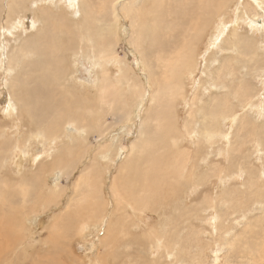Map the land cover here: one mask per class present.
I'll use <instances>...</instances> for the list:
<instances>
[{
	"label": "rangeland",
	"instance_id": "rangeland-1",
	"mask_svg": "<svg viewBox=\"0 0 264 264\" xmlns=\"http://www.w3.org/2000/svg\"><path fill=\"white\" fill-rule=\"evenodd\" d=\"M11 1L15 12L7 17L10 0H0V220L11 221L0 264H264V0L259 12L247 0H227L208 26L194 22L184 37L187 62L173 84H165L169 73L157 53L182 50L178 30L153 47V21L143 12L149 27L134 36L133 17L151 2L92 0L95 29L81 32L91 13L83 12V0ZM120 4L127 8L118 10ZM39 7H48L45 21L34 18ZM61 19L89 47L65 52L57 85L73 86L100 107L111 102L93 125L60 123L57 144L34 129L25 142L19 133L31 124L12 121L20 106L14 103L12 115L2 106L13 75L37 59L20 45L43 40ZM15 136L25 152L13 153ZM64 144L78 151L62 162ZM141 177L149 182L145 195L139 189L134 196L142 197V209L120 195L123 184L140 188ZM87 203L100 208L88 212ZM74 208L80 214L65 226Z\"/></svg>",
	"mask_w": 264,
	"mask_h": 264
},
{
	"label": "bare ground",
	"instance_id": "bare-ground-1",
	"mask_svg": "<svg viewBox=\"0 0 264 264\" xmlns=\"http://www.w3.org/2000/svg\"><path fill=\"white\" fill-rule=\"evenodd\" d=\"M13 1H15L16 3L17 2L20 3L21 0H13ZM37 1L38 0H33L32 3H37ZM73 1H76V3L79 4L78 0H73ZM83 1L86 2L84 8H82L83 12L85 11V12H91V13L90 14L88 13V16L84 17L85 19L83 20L84 22H83V25L81 26V28H82L81 32L83 30H85L84 28L87 26L91 29V30L89 29V32H92L95 29L94 24L91 21L93 13L95 12L93 10L94 6L91 4L92 0H83ZM108 1L109 2L110 1L116 2L117 0H101L100 3L102 4V6L103 5L105 6V3ZM42 2H46V3L49 2L50 3V0H42ZM147 2H151L152 4H150V6L143 5L144 7L141 8L140 14H137V15L134 14V15L138 16V17L134 16L133 18H135V19L132 20V26L135 27V30L133 28L134 36H136V35L140 36V33H143L144 30L148 29V27H149L146 24V22H144L142 19H140L141 14H144L143 12H146L145 16L150 15L152 18V21H153L152 28L151 27L150 28L152 29V33H155V34L149 38V40H151L150 43H152L153 47H155L153 44L158 43L160 38L167 37V34H171L170 36L172 37L174 32L176 31V29L178 30V33L176 31L175 34L177 33V35H176L177 38H178V36H181V38H183V41H182L183 43L181 42L182 50H178L177 45H175V46H173L171 52L168 51L169 53L166 50H165L166 52H162L161 51L162 49H160L159 52L157 53V65L162 67L164 71L169 73L168 77L167 78L165 77L167 79V80H165V84H168L170 81H172L171 84L176 83L179 79V75H178L179 72H177L176 70H179L180 67L183 68L185 65V62H187V61H185V59L187 57L186 56V49L188 48L189 45H188L187 39H185L184 37H186V34L189 35L191 33L192 28H194L195 26H198V25H196V23L194 25L193 24L194 22H200L201 21L202 22L201 27L202 26L203 27L208 26L209 23H211V21L214 18H216L215 12H217V10H219V5L221 7H225L227 4V0H151V1L147 0ZM7 3L8 4H6L4 6V7H6V9H4V8L3 9H4V13L6 11V15L8 17V15H11V14L13 15V13L15 12V9H14L15 5H14V2H12L11 0H10V2H7ZM246 3L248 5H250L252 7V9H254V11L259 12L262 9V6L258 2V0H247ZM73 4H75V3H73ZM114 5L115 4H113V6ZM125 6L120 4V8L118 10H122V9L127 8V6L126 7ZM47 8L48 7H46V9ZM76 8L78 9L79 6H76L75 10H76ZM46 9L39 7V9H37V13L34 15V18L41 19V20L45 21L48 17V13H47ZM221 12H223V11L221 10ZM85 15H87V13ZM172 16L177 18V20H178V23L176 24V26H174L175 24L173 25L172 23H170L168 21V19H170ZM89 17H91V18H89ZM22 18H24V16ZM14 22H16V21H14ZM63 22H67V20H63V19L59 20V22H58L59 25H57V26H55L53 24V26L55 27V30H51L52 33L46 32L45 38L43 40L38 41L37 39H35L31 42H27V43H25V45L27 47H25V45H23V44L20 45V49L23 46H24L23 49H25V48L30 49V51H32L37 56V59H36V62L34 64L32 63V65H28L26 63L27 67L21 68V70L18 71V74H16L15 76L13 75V77H12V91H10L11 93H10L9 100L7 102H5V105L2 107L4 108L3 110L5 111V114L12 115L13 112H16V110L14 108V103H17L20 106L19 111L15 115H12V121L15 120L18 123L23 124L24 126H26L27 123L31 124L30 127L28 126L29 127L28 130L24 131L23 133H21V131H20V133H19V135H21V136L26 135V136H24L27 138L25 140V142L31 141L32 137L35 138L33 136L34 132L32 131L34 129V131L35 132L37 131V133L40 132L43 135L45 134L47 136H50L51 137V138H49L50 142L54 141V143L57 144V142H58L57 139L60 138V132L58 131L57 127L60 123L73 122L75 124V126H77V127L78 126L81 127V126H83V124H92L93 125V123L99 119V113L100 112L98 110L105 108L106 107L105 105L111 102V100H109L107 102L105 101V104H101V106L102 105H104V106L100 107V105H98L97 102L95 104H92V102H91L92 97L90 98L89 95H87L85 97V96L77 93V90L73 86H70V85L68 86L65 83H64L63 87H59L57 85V84H59L58 83V75L63 73L62 66H63L65 52L76 49L79 46L82 48L83 47H89L88 43H86V41L84 42L85 39H83L82 37L77 39L78 36L74 32H71L70 29L67 28L69 25L67 24L68 26H66V23H63ZM32 23H34V22L32 21ZM216 23H223V18L218 19ZM12 25H14V24L12 23ZM190 25H191V27H190L191 29L189 31ZM15 27L16 26H12V28H15ZM136 28H137V30H136ZM18 29H19V26H18ZM99 29H101V28H99ZM97 33L100 35V38H103V35L101 34L102 29H101V31L100 30L97 31ZM171 37H169L168 39L170 40ZM28 43H30V44H28ZM3 52H4V49H3ZM99 55H104V53L101 52V53H99ZM23 57H24V55H23ZM181 65H183V66H181ZM159 70H161V69H158V71ZM24 72L28 73L29 78H27V77L25 78V75H22ZM164 74L162 75V77L164 76ZM159 81H161V80H159ZM173 81H176V82H173ZM164 86H167V85H164ZM164 86H162V87H164ZM91 91H92V89L89 88V94L91 93ZM100 102H101V100H100ZM0 110L2 111L1 107H0ZM103 110H105V109H103ZM25 113L27 114V117H30V119H31L30 121L28 120L29 122H26V123L22 122V120L24 119L23 115H25ZM6 116H4V117H6ZM169 116H170V114L168 111L167 119L169 118ZM0 126H1V124H0ZM83 127H85V126H83ZM21 136H18V137L20 138ZM15 138H16V140H13V138H12V144L14 143L13 144V146H14L13 153L17 152L19 148H21V150H23L25 152L27 150V147H25L24 145H26V144L24 142H22L19 138H18L19 139V141H18L16 136H15ZM10 140L11 139L9 138V142H10ZM43 140L41 139L40 141H43ZM6 144H7V141H4V144L1 143V145H6ZM29 146H30V143H29ZM64 146L62 148H63V150H64L63 152H65V154L64 153L60 154V151L62 148L60 149L59 152H57V158L59 161H62V162L72 159L74 157L72 153L73 152L76 153L78 151V148L76 150H72V148L69 146V144H64ZM11 148H13V147H11ZM78 154H80V153H78ZM51 155H52V152L46 153L47 157H49ZM10 158H12V155L10 156ZM156 158H158V157H156ZM38 159H39V157L37 158V156H35L33 158V161L37 162ZM128 167H126V168H128ZM126 168L124 170H126ZM150 170L151 169H149V171ZM143 172H145V171H143ZM126 180L129 181V178ZM150 180H152V179H150ZM120 181L124 182L123 179H120ZM139 182L142 183V186L140 188L137 186L132 187L126 183H125L126 185L121 183L123 185L120 189V192L122 191L120 193V195L122 196V200L125 201L127 203V205L132 204L133 208L136 207V208L142 209L141 208L142 205L138 204L139 202H141L142 197L140 200L139 199L136 200V198L134 196L138 195L139 189H140V192H142V194L145 195L147 193L146 188H149L148 187L149 182L147 179H142V177H141V179H138V180L136 179V184H139ZM111 184H113V183H111ZM154 184L156 185V183H154ZM156 186H160V185H156ZM89 188H90V190L94 191L95 193L97 192V190H95L94 187H92V185L90 186V183H89ZM152 188H150V189L152 190ZM52 195L53 196L55 195V191L52 193ZM60 202H61V200H60ZM85 202L86 201H84V203ZM80 204H81V202L79 201L75 205L80 206ZM132 205H131V207H132ZM76 206H74V207H76ZM82 206H83V208L85 207V210H87L88 212H90V211L92 212L95 209L97 210L99 207L96 205V203L95 204H93V203L88 204L87 203L86 205H82ZM104 206L105 205L103 204L101 207V210H102L101 216L103 218L107 215V208H106V206L105 207ZM74 211H75V208L67 216H65L63 218L62 223L65 226H67L70 223V221L72 219V217H71L72 214L75 215V217H76V214H80L79 213L80 211L78 212L76 210L77 211L76 213H74ZM57 216H58V214L55 215V213H54L53 217L56 218ZM10 226H11L10 220H7L4 223V226L2 225L1 220H0V261L4 257V248L1 251V248L3 246V241L7 240V237H3L2 232L5 230H9ZM65 226L62 228L63 231L65 230ZM59 232H60V230L58 229V233L55 236L57 239L60 238ZM62 234H63V232H62ZM59 251L62 252L61 247L59 248Z\"/></svg>",
	"mask_w": 264,
	"mask_h": 264
}]
</instances>
